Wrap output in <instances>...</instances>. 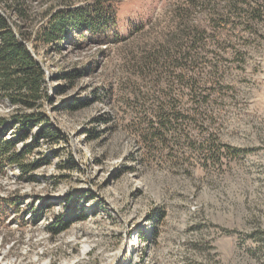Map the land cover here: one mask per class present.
I'll use <instances>...</instances> for the list:
<instances>
[{"label":"rangeland","instance_id":"374dc122","mask_svg":"<svg viewBox=\"0 0 264 264\" xmlns=\"http://www.w3.org/2000/svg\"><path fill=\"white\" fill-rule=\"evenodd\" d=\"M27 2L34 38L88 1ZM108 2V29L28 42L45 117L0 170V264H264V0Z\"/></svg>","mask_w":264,"mask_h":264},{"label":"trees","instance_id":"16d2710c","mask_svg":"<svg viewBox=\"0 0 264 264\" xmlns=\"http://www.w3.org/2000/svg\"><path fill=\"white\" fill-rule=\"evenodd\" d=\"M79 1L88 2L55 9L33 38L30 36L33 31L25 28L29 2L0 0V103L8 108L5 116L0 115V170L15 165L26 167L19 163L27 150L17 151L16 144L45 117L37 110L45 95V70L28 48V42H33L36 48L40 44L54 45L69 38L81 41L79 39L86 33H100L114 21L108 0ZM21 21L23 23L19 24ZM77 107L72 105V108ZM9 131L13 136L8 137ZM40 134H48V131L43 128ZM12 208L17 209L13 201L0 198V217ZM66 226L59 222L55 230Z\"/></svg>","mask_w":264,"mask_h":264}]
</instances>
